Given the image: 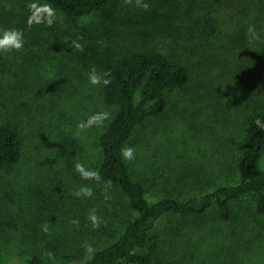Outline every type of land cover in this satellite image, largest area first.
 Returning a JSON list of instances; mask_svg holds the SVG:
<instances>
[{
  "label": "rangeland",
  "instance_id": "rangeland-1",
  "mask_svg": "<svg viewBox=\"0 0 264 264\" xmlns=\"http://www.w3.org/2000/svg\"><path fill=\"white\" fill-rule=\"evenodd\" d=\"M118 1L122 12L135 6V0ZM207 1L195 15L217 18L218 31L208 38L195 33V15L186 12L188 2L180 4L173 51L190 65L191 80L169 96L161 114L137 128L128 145L135 149L133 175L145 181L150 201L186 198L235 181L247 112L263 96L264 0ZM98 20L94 13L82 23ZM249 25L260 39H250ZM78 38L66 33L42 44L24 38L21 51L0 53V124L15 126L24 139L22 159L0 173V264H26L35 250L47 264H79L117 238L128 214L111 188L105 192L101 181L83 180L74 169L79 161L98 171L100 134L116 111L104 101L101 85L89 82L90 69L71 46ZM104 111L110 118L102 126L77 131L78 123ZM82 185L93 188L92 197L73 194ZM240 204L231 221L164 217L156 258L168 264H264V214L254 213L251 198ZM92 209L99 228L87 219Z\"/></svg>",
  "mask_w": 264,
  "mask_h": 264
},
{
  "label": "trees",
  "instance_id": "trees-1",
  "mask_svg": "<svg viewBox=\"0 0 264 264\" xmlns=\"http://www.w3.org/2000/svg\"><path fill=\"white\" fill-rule=\"evenodd\" d=\"M185 1L189 4L186 12L191 15L198 7L208 6L207 0H144L150 5L147 11L134 6L122 12L118 0H0V26L21 29L25 39L38 44L50 36H77L83 45V51L76 50L80 63L90 70L95 67L98 73L111 72L107 77L111 83L100 85L104 101L116 111L100 134L102 160L98 172L104 185L111 181L110 188L121 197L128 214L117 229V238L79 264H168L156 258L158 225L164 217L203 219L214 215L231 221L235 207L250 198L254 213L264 214V168L260 165L264 131L256 124L257 120L264 123V76L263 96L255 99L247 112L235 181L186 198L165 195L150 201L145 181L135 178L129 161L121 157V148L129 145L137 128L161 114L169 96L191 80L190 65L173 51L177 24L182 19L180 4ZM10 2L12 8L8 7ZM44 5L55 9L56 22L51 26L29 25L30 15L38 21L47 13ZM94 13L99 14L97 24L84 25L82 18ZM194 18L195 33L206 36L203 38L218 31V19L208 12ZM23 152L21 132L13 125L0 124V173L18 163ZM84 254L81 249L76 258ZM26 264L47 263L43 253L35 250Z\"/></svg>",
  "mask_w": 264,
  "mask_h": 264
},
{
  "label": "clouds",
  "instance_id": "clouds-1",
  "mask_svg": "<svg viewBox=\"0 0 264 264\" xmlns=\"http://www.w3.org/2000/svg\"><path fill=\"white\" fill-rule=\"evenodd\" d=\"M126 4H131L132 0H125ZM135 6L142 8L143 10L147 11L150 7L148 3H145L144 0H135ZM45 8L48 9L46 14H42L40 20L34 21L32 16L29 17V25L33 23H46L48 26L54 24L57 20V15L55 9H52L50 5H44ZM29 11L32 12V6L29 5ZM248 34L250 39L258 40L260 39V34L256 32L255 25H249ZM24 31L17 28H8V29H0V53H10L13 51L19 52L24 47ZM71 46L78 51H83V45L78 40L72 41ZM111 76V72L107 71L104 73H98L96 68L93 67L88 73L87 78L92 85L99 86L103 84L107 86L111 83V80L107 77ZM110 118V113L107 111L98 112L93 114L88 118V120L81 121L77 124V131L82 132L87 128L90 127H100L104 124L106 120ZM257 126L264 131V123H261L260 120L256 121ZM121 157L125 161H132L135 158V149L131 146H125L121 148ZM75 171L80 175L81 179L86 181H93L99 186V182L101 181V176L97 170L88 169L84 166L83 163L77 161L74 164ZM105 192L108 188L111 187V181L105 182ZM77 197H86L90 198L93 196V188L89 185H82L78 190L73 193ZM106 199L109 197L106 195ZM88 221L92 224L93 228H99L100 226V218L96 214V209L90 210L87 216ZM71 223L79 224L78 220H72ZM43 230L45 232L48 231L47 225L44 226ZM49 258L53 257L52 253H46Z\"/></svg>",
  "mask_w": 264,
  "mask_h": 264
}]
</instances>
